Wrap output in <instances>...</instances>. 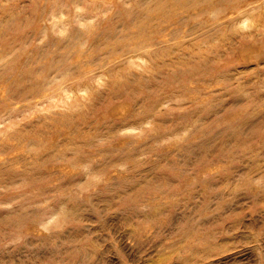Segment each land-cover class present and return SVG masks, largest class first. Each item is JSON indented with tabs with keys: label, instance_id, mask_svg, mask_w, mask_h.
I'll use <instances>...</instances> for the list:
<instances>
[{
	"label": "rangeland",
	"instance_id": "374dc122",
	"mask_svg": "<svg viewBox=\"0 0 264 264\" xmlns=\"http://www.w3.org/2000/svg\"><path fill=\"white\" fill-rule=\"evenodd\" d=\"M0 264H264V0H0Z\"/></svg>",
	"mask_w": 264,
	"mask_h": 264
}]
</instances>
